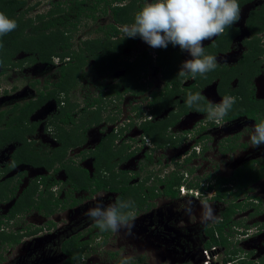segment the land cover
<instances>
[{
    "label": "flooded vegetation",
    "instance_id": "flooded-vegetation-1",
    "mask_svg": "<svg viewBox=\"0 0 264 264\" xmlns=\"http://www.w3.org/2000/svg\"><path fill=\"white\" fill-rule=\"evenodd\" d=\"M253 1L254 0H252L248 4L252 3ZM150 2H153V0H147L145 3ZM122 4L125 5V0L122 2ZM244 6L242 8H244ZM262 8H264V5H262L260 8H255L254 10H261ZM252 11H250V13ZM250 13L247 18H249ZM118 27L121 26L118 25ZM246 29L248 31L247 26ZM249 35V38L242 41V45L246 48V51L247 47L244 45V42L245 40H249L252 38L250 33ZM100 36H104L103 33L97 34L96 37L83 40L81 44L76 47L74 43H72V48L75 56L79 55L82 49H85V41L95 40ZM239 36L240 29L239 35L233 40L228 51L217 53L209 52L211 53V55L217 58L218 67L216 69L222 71L223 69H229L238 65L243 55L236 62L232 63L234 59L230 58V54L234 50L233 43ZM218 37L219 36L214 37L212 40H206L203 42L205 51L208 48H214L212 46H215L216 42L218 41ZM259 37L264 43V34L259 35ZM114 39H122V34L120 33V35ZM135 39L136 44L134 47H126L124 49H121V51L119 52V61L131 64L143 58L144 54H147V56L149 57V65L147 66V69L141 73L140 79L138 81V84L141 86V88L145 84L147 86L146 89L152 91L147 92L148 94L146 95L144 100L133 97L125 98L124 95L132 94L134 96L144 97V94L147 90L143 93H134L133 91L125 92V87L121 85L122 82H120L118 85L100 84L96 87V89H98V96L91 97V95H88L85 98L83 105H81V110L79 111L78 109L80 107V103H78V101L77 104L72 102L69 94L72 93L74 89H77L81 86L79 85L80 82L82 84V82L85 81L83 72L85 70V67L90 62L94 64L92 66L93 69L103 77V80H107L108 77L121 69H123L124 71V77L127 70V68L124 67L117 69L113 74H110V72L108 71L105 72V74H101L100 71H98V69L95 67L97 65L96 59L92 54H87L89 58L86 62H83L84 69L81 71V73L83 74L81 75L82 77H78L77 82L75 84L73 83V85L70 86V90H64L58 93V96L49 99L37 109L39 110L47 103H49V101H56V104L60 105L59 114L51 119L50 123H48L49 128L51 129L52 136V139L48 138V142H55L57 144L56 147L50 148L52 146L51 144L47 146V148H44L43 136H41L40 138L39 136L34 137L33 135L35 134L36 130L26 135V144L32 145L33 147L37 148L39 153H41V156H44L42 159H44L45 162L43 164L38 163V165H34V163H37L36 161H33L34 163L20 161L17 165L14 166L12 164H14L15 157H19L20 155L18 153V148L24 144L18 142H10L0 149V153L4 152L5 150H11L9 161L0 165V188L12 187L11 185H8L6 183H14L13 181L15 178L9 176L13 172H16V174H18L16 175L18 176L17 180L20 175H23L21 177L22 181L26 173L25 171L17 173L21 168H32L35 170H39V174H37L33 178V181L25 189H27L31 185L39 184V191L37 192V196L40 195V192L43 193V195L49 196L47 194L49 190L52 193L53 199L55 201H58L59 204L57 206H53L54 213L50 216H46L45 214H42L40 212L37 213L42 215L44 218H47L55 215L59 211L70 209L73 210L74 217L73 221L70 223L72 226H74L73 235L62 238L60 237L61 230L64 229H62V227H58L55 233L49 234V232H53L52 229L56 226L52 221H49L48 225L47 221H45L38 225L34 224L30 226H26L22 222V219L25 218V215H28L31 211L36 212L37 210L35 209L30 210L29 213H27L28 210L18 212L17 214L11 213L17 199L25 191V189L19 194L18 189L16 197L12 198L9 201L0 200V205H2V207L4 205L8 206L7 212L5 213V215H3L4 217L0 219V264H68L69 260L71 259V255L64 250V245H66L65 243L69 244L70 241H73L72 247L74 246L77 252H79V254L85 258L84 260L75 259L73 264H87L86 262L89 261V259L93 256V254L95 253L94 251L98 250V248H100L98 251H102L106 246L108 247L111 231L101 232L95 226L94 222L87 215H85V213H87L89 209L93 208L96 205L98 198L102 199L104 205H108L112 200L110 197L114 196L112 201L115 203L117 194L105 191H98L93 194V189L95 188V186L88 190H75L73 193H71L72 188L68 183V174L64 166L73 164L77 167H80L78 165L79 163L86 159L92 158V166L94 167L95 156L93 155V153L94 151H96L97 146L92 151H86V149H84L79 155H72L71 151L72 149L85 146L84 144L87 140V136L89 135L90 131L94 130V128L96 127V123H94L93 125H89V119L91 117L93 119L94 114H96L97 108H104L105 103L112 104L113 102H116V99H118L120 102H118L117 107L112 109V112H109L110 117H114L115 121L112 122L111 126L109 127V132L101 137L98 144L104 137H106L111 132H114L117 135L114 145L120 149H123L122 159H125V157L127 158L129 155H133L131 158H129L128 160L125 159L121 163L124 164L127 162L128 164L133 165V162L135 163L136 160H140L139 172L132 173L128 170H125L124 168H120L119 171L122 170L127 172L128 176L131 178V185H142L141 187H143L144 193H148L149 189L153 190L154 192L153 198L149 197V199L147 200L148 202H146L143 206H137L135 208L136 219L134 221V227L138 226L142 222L141 217H138L141 214V211L145 210L146 212H150L152 210L151 217L156 215V213L160 214V216L154 218L153 220L151 219V222H153L155 225H160L161 221L162 225L160 228H162V226L167 227L166 225L172 227V230H175L176 228V241L182 247V249H179V252H182L181 254H185V251L187 249L188 251L197 249V242L194 241V238L196 237L200 238L199 243L202 242V246L199 244L201 247L200 251L209 250L210 255L215 257L217 255H220L221 251L231 252L230 257L228 256L223 260L224 263H226V260L230 258V261L228 262L229 264H259V258H261V256H258L256 250L258 251L260 249L256 246V244L259 240L258 237L264 238V156L262 157V160L260 162V159L254 156V149H250L253 147L249 142L250 140L247 142H240L242 137L241 132L245 129L243 128L244 123H242L241 120H246L247 122L252 121L254 124L255 122L244 116L238 119L229 120L227 119L226 115L223 122L221 124H217L207 118L208 113L200 112L197 110L190 111L186 114H183L175 125L167 128L165 136L170 141L164 147H159L158 145H156L149 137L144 134L142 125L146 122L155 123L160 119L167 117L170 112H178L179 106L182 105L184 99H180L179 106L170 107L161 115H154L155 107L151 105V102L153 100V92H158L160 89L164 88L165 85L164 68L159 64V58L161 57V49L166 50V48L145 49V51L141 52L139 46L142 39L139 36H137ZM168 46L171 48V45ZM126 49H129L130 51L134 50L135 52H137V54L134 55V58H128L123 54ZM175 49L181 55L180 60L182 64V59H184L186 52H182L178 46H176ZM262 59L264 61V55L262 56ZM70 60L71 57L65 58L64 60H61L60 57H56L51 64L41 62L46 66H50L53 63L57 64L59 77L56 80L48 78L44 82L42 88L38 87V84H40V80H36L34 83H32V87L35 89L36 93L35 96H32L29 101H31L32 99H37V90L44 93L56 91V85L60 81L59 79L61 77L60 69L63 65H67ZM150 69H155L156 72L159 73L158 77L160 79H158V87L153 86V83L151 82L149 77L148 79H144L143 82H141V80L143 79L142 75L145 73L150 74ZM37 81L38 83H36ZM212 84L215 85V95L213 93L210 94L209 92V88ZM237 84V79L232 81L231 89L234 90L237 87ZM219 85V79L211 84L205 85L202 84L201 81H198L197 78L192 79L191 77H183L182 89L184 91H187V95L189 92H191L192 94L200 93V95L204 97V99L208 103L211 102L213 105H216L221 103L224 98V96L219 93ZM120 87H122V90L119 89ZM101 88H103V90ZM112 90H119V93L111 95L110 92ZM6 93L7 91L4 92V94ZM61 95H63L64 97L60 99ZM214 96H216L217 99ZM122 97L125 99L123 104L125 107L121 106V102L123 100ZM179 97V95H176L174 100L179 99ZM95 99H101L102 104L100 105L96 103L92 105L95 102ZM127 105H129L130 107H128ZM107 107L103 109L102 114H104V111L107 110ZM64 110L72 111V116L75 120V123L63 124L62 119H64ZM78 112L79 114H81L80 117L75 116V113L78 114ZM32 114L29 117V124L38 126V123H30ZM83 115L88 116L85 117ZM107 118L108 114L106 115L105 119L103 115V120H101L100 118L99 122L97 123L99 125L100 123H111ZM8 119L9 117H6L4 123H2L0 120V130L7 131L9 129V126L7 127L6 124V121H8ZM85 121L88 122L87 125L89 126L86 130L84 127H81L83 126V123H85ZM63 127L67 130V132L65 130L66 134H68V131L72 132L73 130L74 132L75 129H77L76 133H81L85 137V139L83 141V144L69 148L66 156L62 159V161H58V159H55V156L56 150L62 148V140L60 139V136H62V134L64 133L60 128ZM102 130L106 131L105 129H101V131ZM210 130H215L213 147L218 149V153L216 155L217 160L215 161V176L210 174L203 175V170L209 165V163H211L209 161L210 159L206 160L205 157L207 153H212V151H210L212 141V135L209 133ZM226 131L230 132V134L223 135L222 132ZM30 136H32L33 138H30ZM222 136L225 137L222 138ZM179 148H181V150H179ZM260 149L257 150V152H259ZM240 153H242V155H239ZM260 153H263L264 155V149L262 150V152L260 151ZM1 158L2 157L0 156V159ZM53 160L55 161V163L50 164L49 162H53ZM0 162L3 161L0 160ZM151 164H154V169H152L153 171L146 173L145 176H141L142 172H146L147 167ZM228 164H230L231 170V173L229 175L222 173L225 172L223 171V167H227ZM118 168L116 167V170ZM87 170L89 171L90 177L92 178L95 172V167L93 172L90 171L91 169ZM41 171L43 172V174L41 173ZM173 175H177L181 179V184L182 182H186V185L188 184V186H190L194 190L199 191L197 192L198 194H196V191L195 194H191L197 197H192L188 195V193H181L179 188L181 184L180 186L176 187V189L179 191L178 197L175 198L172 196H167L165 194V185L162 184V181L168 180ZM135 178H137V181L133 182ZM223 178L226 179L225 182H223ZM45 179H47L49 183L48 185L44 183ZM64 187L67 188V190L65 191L66 197L64 199H60L59 194H62V189ZM207 191L209 193L210 191H213L214 194L210 198H208V195L203 194ZM225 191L227 196L221 197L220 200H218L216 198L218 193L220 194L221 192ZM75 193H85L87 196V199L85 200H87L88 202H84L83 199L80 198V196L74 197ZM71 194L73 195V198L70 197ZM200 196H203L204 201H201ZM88 197L91 198V202L89 201ZM189 199L193 202V215H195V213L197 212L195 211L197 209L194 208L195 205L201 204L205 201H213L217 203L216 206L218 210L216 211L217 214L215 213V221H209L207 223H201V221H199L197 223L195 222V225H192V216L186 215L183 211H177L178 206L184 203L185 200ZM83 202L84 205L82 206L81 204ZM231 206L234 207L236 211L232 216L230 225L228 224V226L232 228H226L225 231L220 233L218 231L219 225L226 222L225 213ZM246 211H249L248 214H243ZM149 215L150 214H147V216H145L146 221L149 218ZM180 220H182L183 222L187 221V224H189L187 228L185 227V229H181V227H177ZM20 224L24 225L21 226ZM49 228L52 229L49 230ZM210 228H215V236L220 239V241H223V239H227V245L219 243L210 249L205 248L207 242L211 238V236L207 233V230ZM3 235H6V237H8L6 241L2 240L1 238V236ZM258 235H261L262 237ZM231 237L235 238V241L231 239ZM26 239H28V241L21 244ZM248 239H250V241L254 244V248L251 251L245 253V257H239L238 253H241V251L239 252L237 248H239L241 243L243 244V242ZM13 254L17 255L13 257ZM118 255V251L110 254L112 258H115ZM239 261L241 263H239ZM173 264L192 263L183 261L174 262ZM216 264L219 263L216 262Z\"/></svg>",
    "mask_w": 264,
    "mask_h": 264
},
{
    "label": "trees",
    "instance_id": "trees-1",
    "mask_svg": "<svg viewBox=\"0 0 264 264\" xmlns=\"http://www.w3.org/2000/svg\"><path fill=\"white\" fill-rule=\"evenodd\" d=\"M69 1L71 4L66 9L62 8L63 3H57L52 6L46 14L40 13L35 17H29L28 14L34 7L29 6L28 0H0V12H3L9 19L15 20L18 24V27L14 31L0 37V43L3 45L0 47L1 75L5 74L10 68L22 67L26 61H30L31 63L40 61L51 64L56 57H60L61 60L71 57L67 65H63L60 69L61 77L56 85V91L44 93L37 90L38 97L36 100L32 99L23 106L16 104L10 110L0 112V120L2 123H4L6 117H9L8 121H6L9 129L7 131L0 130V149L10 142L24 144L18 148V153L20 155L19 157H15L14 164H12L14 166L20 161L27 163H34L33 161H36L37 163H34V165H38V163L43 164L45 162L44 159H41V156L38 155L39 151L37 148L26 144V135L34 132L37 127V125L29 124V117L46 101L58 96V93L64 90H70V86L77 82L78 77H82L81 75L83 74L81 71L84 69L83 62H86L89 58L87 54H92L96 59L97 65L95 67L101 74H105L107 71L113 74L117 69L127 68L125 76L121 81V85L125 87V92L133 91L134 93H143L147 90L146 88H141L138 81L141 73L146 70L149 65V57L147 54H144L143 58L131 64L119 61V52L121 49L134 47L136 39H114L120 35L118 25H131L134 22L135 14L142 9L147 0H127L126 5L122 4L124 0H91V2L89 0ZM251 1L252 0H238L240 9ZM62 12L64 15H59V13ZM71 13L75 15L74 21L70 19ZM109 14H111L114 22L105 26H100L98 29V31H102L104 36H100L95 40L85 41V49H82L81 53L75 56L72 48V33L77 28L82 18H85L87 22L96 21L100 16L102 17ZM235 24L230 28H226L224 34L219 35L215 46H212L214 48H208L205 51L206 55H211L213 52H226L230 49L233 40L239 35V29L235 27ZM246 26L252 38L245 40L244 45L247 47V51L243 54L238 65L229 69H223L222 71L215 69L206 74L207 78L201 77L200 75H197L196 78L205 85L211 84L219 79V93L224 97L232 96L236 98L235 104L227 114V119L233 120L244 116L253 120L255 124H258L264 121V99H258L256 97L255 86L256 78L264 74V61L262 59L264 55V43L259 37V35L264 34V8L252 11L246 22ZM22 53L29 55V57L23 59L17 58ZM180 56V53H178L172 45L171 48L167 46L166 50L161 49L159 64L164 68L165 85L164 88L160 89L158 92H153L151 105L155 107L154 115H161L170 107L179 106L180 99L183 98L184 102L179 106L178 112H170L167 117L155 123L146 122L142 125L144 134L159 147H164L170 141L166 138L165 132L168 127L175 125L183 114L196 110L208 113L209 103L204 97L200 101L193 103L191 107L186 103L188 95L187 91L182 89L183 77L177 75L181 65ZM236 79L238 80L237 87L232 90L231 83ZM36 83H38V81ZM101 89L103 90V88ZM110 93L114 95L115 93H119V90H112ZM176 95L180 97L174 100ZM96 103L101 105L102 100L95 99L92 105ZM64 111V119H62L63 124L75 123L72 111ZM83 116L87 117L88 115ZM97 116H99L100 119V115L94 114L93 119L92 117L89 119V125L99 122ZM107 119L111 123L115 121L114 117L109 116ZM87 123L88 122L85 121L83 126H81L84 127L85 130L89 127ZM60 129L64 134L60 136L62 148L56 150L55 159H58V161H62L69 148L83 144L85 139L81 133H76L77 129H75L74 132L73 130L72 132L68 131V134L65 133L66 128L63 127ZM116 138L117 135L111 132L97 145V149L93 153L95 156V172L92 178L87 169L77 167L73 164L64 166L68 174V183L72 188L71 193L75 190H88L95 186L93 194L98 191L115 193L117 194L116 201L131 200L134 202L135 208L137 206H143L148 202L147 200L149 197H154V192L149 189L148 193H144L143 187H141L142 185L130 184L131 178L128 176L127 172L116 170L120 162L125 159L128 160L133 156L129 155L127 158L125 157V159H122L123 149L114 145ZM117 158H120L121 161L115 162ZM49 163L53 164L55 161L53 160V162ZM22 176L23 175L19 176L15 185L5 188L4 195L0 193L1 201H9L16 197L19 184L22 182ZM225 181L226 179L223 178V182ZM44 183L47 185L49 184L47 179L44 180ZM162 184L165 185V194L167 196L178 197L179 191L176 187L180 186L181 179L177 175H173L168 180L162 181ZM1 188L4 189V187ZM38 191L39 184L31 185L25 189L17 199L11 213L17 214L25 210L30 211L35 209L37 212L45 214L46 216L53 214V206H57L59 202L53 199L52 193L49 190L47 192L49 196L43 195L41 192L40 195L37 196ZM226 196L227 194L225 191L220 194L218 193L216 198L220 200L221 197ZM70 197L73 198V195L71 194ZM235 212L234 207L231 206L228 208L225 213L226 222L219 225L218 228L220 233L225 231L226 228H232L228 226V224L230 225L232 216ZM215 231V228L207 230L211 238L207 242L205 248L210 249L219 243L227 245V239L220 241V239L215 236ZM1 238L6 241L8 237L3 235ZM72 242L73 241H70L69 244L65 243L66 245H64V250L71 255L68 264H73L75 259L79 260L81 257L76 248L74 246L72 247ZM229 261L230 259L226 260V263Z\"/></svg>",
    "mask_w": 264,
    "mask_h": 264
},
{
    "label": "rangeland",
    "instance_id": "rangeland-1",
    "mask_svg": "<svg viewBox=\"0 0 264 264\" xmlns=\"http://www.w3.org/2000/svg\"><path fill=\"white\" fill-rule=\"evenodd\" d=\"M89 1L91 2V0ZM28 2H29L30 7H34V9L28 14L29 17H35L37 14H40V13L46 14L52 8V6H54L57 3H63L62 5L63 9H66L71 4L69 0H28ZM262 5H264V0H254L252 3L244 6V8L241 9L240 19L236 23V27L240 29V36L234 41L233 43L234 50L230 54L231 56L229 55L231 59H234L232 63L240 59L243 53L246 51V48L242 45V41L250 37L246 29V24H245L246 20L248 19L247 17L250 11L254 10L255 8H260ZM59 15H64V13L63 12L59 13ZM70 19L71 20L73 19V21L75 20V15L73 13H71ZM113 22L114 21L112 19L111 14L105 15L102 17L100 16L98 20L89 21V22H87L85 18H82L77 28L72 33L73 34L72 43H74L76 47L80 45L83 40L87 38L96 37L97 34L99 33L102 34V31H98L99 27L111 24ZM139 47H140L139 49L141 50V52L145 51V49H154L150 47L147 43H145L143 40L140 41ZM123 54L128 58H134V55L137 54V52H135L134 50L130 51L129 49H126ZM27 57H29V55L22 53L17 58L23 59ZM190 58L191 57L188 56L187 53H185L184 59H182V61L184 62L186 59H190ZM93 65L94 64L90 62L85 67V70L83 73L85 77L84 80L86 82L83 81L82 84L80 82L79 85L81 86L78 87L77 89H74L72 93L69 94V97L72 102L77 104V101H78V103H80V107L78 109L79 111L81 110L82 108L81 105H83L85 98L88 95H91V97L98 96V89H96L98 85L100 84L118 85L121 82V78L124 75V71L123 69H121L115 72L110 77H108L107 80H103V77L100 76L99 73L93 69L92 67ZM57 67L58 65L54 63L50 66H46L45 64L41 62L31 63L30 61H26L22 67L10 68L5 74L3 75L0 74V111L10 110L16 104L23 106L26 102L30 100L32 96H35L36 91L32 87V83H34L36 80H40V84H38V87L42 88L44 82L48 78L56 80L59 77V72H58ZM0 71H1V68H0ZM158 74L159 73L156 72L155 69H150V74L145 73L142 75L143 79L141 80V82H143L144 79H148L149 77V79L153 83V86L158 87L159 86L158 79H160L158 77ZM255 84H256V96L260 99H263L264 98V74L260 75L255 80ZM214 86H215L214 84L210 86L209 92L210 94L213 93L215 95L216 90ZM146 87L147 86L145 84L142 86V88H146ZM119 89L122 90V87H120ZM5 91H7L6 94H4ZM147 92H152V91L147 90L146 93L144 94L145 95L144 97L134 96L132 94H125L124 97L125 98L133 97V98L144 100L146 95L148 94ZM62 97L64 96L61 95L60 99ZM122 99L123 100L121 102L122 103L121 106L125 107L123 105L125 99L123 97ZM118 102L120 101L116 99V102H113L112 104L105 103L104 108L108 106L107 107L108 112L106 110L104 111V114H102L104 108H97L96 114L98 115L100 114L101 120H103V115H104V119L106 118L107 114L109 117L110 116L109 112L110 111L112 112V109L117 107ZM59 106H60L59 104H56V101H49V103H47L45 106H43L39 110L37 111L35 110L36 112L34 111V113L32 114L30 118V123H38L36 132L33 135L34 137L39 136L40 138L41 136H43L44 148H47V146L51 144L52 146L50 148L56 147L57 145L55 142L54 143H52V141L48 142L49 141L48 138L52 139L51 129L49 128L48 123H50V120L59 114V111H60ZM127 106L130 107L129 105ZM144 106H145V102H144ZM80 115L81 114H79V112L78 114L75 113L76 117H80ZM97 120H99V116H97ZM241 122L244 123L243 128L245 129L241 132L242 137H241L240 142H247L250 140V136L253 132L255 124L252 121L247 122L246 120H241ZM111 124L112 123H108V122L100 123V125L96 123L95 125L96 127L94 128V130L90 131L89 135L87 136V140L84 144L85 146L72 149L71 151L72 155H79L81 151H83L84 149H86V151L94 150V148L97 146L101 137H103L106 133L109 132V129H110L109 127L111 126ZM101 129H105L106 131H103V130L101 131ZM209 133L212 135V141H211V146H210L211 148L210 151H212V153L210 152L209 154L207 153L205 157H206V160L210 159L209 161L211 163H209V165L205 167V169L203 170V175L210 174V175L215 176V173H216L215 172V161L217 160L216 155L218 153L217 152L218 149L213 147L214 139H215L214 138L215 130H210ZM222 133L223 135L230 134V132L228 131L222 132ZM224 137L225 136H222V138ZM30 138H33V137L30 136ZM260 147L259 148L252 147L250 149L251 150L254 149L253 150L254 156L258 157L260 159L259 161L261 162L262 157L264 155L263 153H260V151L262 152V150L264 149V145H261ZM259 149L260 151L257 152V150ZM179 150H181V148H179ZM10 153H11L10 149L5 150L4 152L0 153V156L2 157L0 160L3 161V162H0V165L9 161ZM38 155L41 156V153H39ZM239 155H242V153H240ZM40 158L42 159L43 156H41ZM139 161H140L139 159L136 160L135 161L136 164L133 162V165H130L127 162L124 164L120 163L117 166V168L119 167L117 170H119L120 168H124L125 170H128L132 173L139 172V168H140ZM78 165L80 167H83L89 170L91 169L90 170L91 172L94 171V167L92 166L93 165L92 158L86 159L82 161L81 163H79ZM153 166L154 164L149 165L147 167V171L142 172L141 176L142 175L145 176L146 173L153 171L152 170L154 169ZM22 171H25L26 175L23 177L22 182L19 184L18 194L21 193L33 181V178L37 174H39V170H35L32 168H26V169L21 168L19 169V172L17 173H20ZM223 171L225 172H222V173L229 175L231 173L230 164H228V166L225 168L223 167ZM41 173L43 174L42 171ZM16 175H18L16 174V172L11 173L9 176L15 178L13 181L14 183L11 182V183H6V184L11 185V186L13 184L15 185L17 183V177H18ZM134 181H137V178H135L133 182ZM185 184L186 182L184 183L182 182L181 186ZM66 190L67 188L65 187L62 189L63 191L62 194H59L60 199H64L66 197V193H65ZM4 191H5V187L4 189L3 188L0 189V193L2 195H4L5 193ZM203 194L208 195L207 197L210 198L214 193L213 191H210V193L207 191L206 193H203ZM188 195L195 197L194 195H191L190 193H188ZM263 195H264V192H263ZM77 196H80V198H82L84 202H88L87 200H85L87 199L86 198L87 196L85 193H75L74 197H77ZM203 196H200L201 201H204ZM110 198L113 200L114 196ZM88 199L90 202L92 201L90 200L91 198L88 197ZM112 200L110 201V204L114 203ZM84 202L81 204L82 206L84 205ZM205 202L213 208L214 214L215 213L217 214L216 212L218 210L216 206L217 203L213 201L212 202L205 201ZM203 203L204 202H202L201 204L195 205L194 208L197 209L195 210L197 212L195 213V215H192V219H191L192 225H195V222L197 223L201 221L200 216L202 212ZM7 209H8V206L4 205L2 207V205H0V219L4 217L3 215H5V213L7 212ZM248 212L249 211H246L243 214H248ZM27 213H29V211ZM147 214H150V215L146 221L145 216H147ZM151 214H152V210L150 212H146L145 210L141 211V214L138 217H141L142 222L138 226L133 227L132 235H127L124 230L123 231L121 230L120 232H117V233L111 232L108 247L106 246L105 249H103L102 251H98L100 249L98 248V250L94 251L95 253L86 263L87 264H121V261L126 258L128 261V264H173L174 262H183V261H188L189 263H192V264H207L206 261H208V258H207L208 254L205 255V250L200 251L201 250L200 245L202 246V242L200 241L201 243H199L200 238H196V237L194 238V241L197 242L196 250L188 251L187 249L185 251V254L184 253L181 254L182 252L180 253L179 249H182V247L176 241L177 240L176 228L175 230H172V227H169L168 225H166L167 227L162 226V228H160L162 225L161 221H160V225H155L153 222H151V219L153 220L154 218L159 217L160 214L156 213V215L152 217H151ZM73 219H74L73 210H70V209H66L65 211L63 210L59 211L55 215L51 217H47V218H44L42 215L38 214L37 211L36 212L31 211L28 215L27 214L25 215V218L22 219L23 220L22 222L26 226H30L34 224L38 225L45 221H47V225H48V222L52 221L56 226L53 229L49 228V230L50 229L53 230V232H49V234L55 233L58 227H62V229L63 228L64 229L61 230L60 237L63 238V237H68V236L73 235L74 226L70 224L73 221ZM30 222H33V223H30ZM24 224H20V225L23 226ZM188 225L189 224H187V221L183 222L182 220H180L178 222L177 227H181V229H185V227L187 228ZM258 236L262 237L261 235H258ZM231 239L235 241V238L231 237ZM250 239L245 240V242H243L244 245L241 243L239 248H237L239 252L241 251V253H238L239 257H245L246 256L245 253L251 251L254 248V244L250 241ZM258 239L259 240L256 246L259 247L260 250L258 251L256 250V252L258 253V256H261V258H259V261H260L259 264H264V256H263L264 255V238L258 237ZM26 241H28V239L24 240L21 244L26 243ZM115 251H118L119 255L116 256L115 258H112L110 254ZM230 254L231 252L221 251L220 255H217L216 257L211 255L212 259L211 261H209V264H216V262H218L219 264H225L223 260L226 259V257L228 256L230 257ZM13 255H14L13 257H15L17 254H13ZM239 263L241 262L239 261Z\"/></svg>",
    "mask_w": 264,
    "mask_h": 264
},
{
    "label": "clouds",
    "instance_id": "clouds-1",
    "mask_svg": "<svg viewBox=\"0 0 264 264\" xmlns=\"http://www.w3.org/2000/svg\"><path fill=\"white\" fill-rule=\"evenodd\" d=\"M126 3L127 0L125 5ZM240 12L238 0H153V2L145 3L135 14L131 25H123L119 27V31L123 40L139 36L152 48H167L169 44L173 47L178 46L191 58L180 65L177 75L192 79H195L197 75L207 78L206 74L218 67V61L215 56L205 54L203 42L224 34L226 28H230L239 21ZM17 27L15 20L9 19L0 12V37L14 31ZM2 46L0 43V47ZM201 99L203 97L200 93L189 92L186 103L191 107L193 103ZM235 102L236 98L231 96L224 97L221 103L216 105L209 102L207 118L221 124ZM250 143L254 148L264 145V121L254 126ZM118 161L119 158L115 160V162ZM181 187L188 190L187 193L195 194L196 190L186 184L179 187L181 193ZM177 211H183L186 215L192 216L193 202L190 199L185 200L178 206ZM85 215L101 232L117 233L124 230L127 235L133 234L136 211L135 204L131 200H117L115 203L104 205L102 199L98 198L96 205ZM215 219L213 208L204 202L200 216L201 223L215 221ZM80 259L85 258L81 256ZM121 264H128L127 259H123Z\"/></svg>",
    "mask_w": 264,
    "mask_h": 264
},
{
    "label": "built area",
    "instance_id": "built-area-1",
    "mask_svg": "<svg viewBox=\"0 0 264 264\" xmlns=\"http://www.w3.org/2000/svg\"><path fill=\"white\" fill-rule=\"evenodd\" d=\"M181 190H182V193H184V194H186L188 192L184 187H181ZM196 194H198V193L196 192ZM205 254L206 255L208 254L207 255L208 261H206V263L209 264V261H211V255H210L209 250L205 251ZM227 264H229V263H227Z\"/></svg>",
    "mask_w": 264,
    "mask_h": 264
}]
</instances>
